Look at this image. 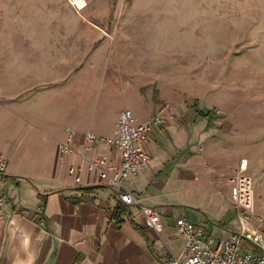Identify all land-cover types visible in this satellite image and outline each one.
<instances>
[{"label":"crops","instance_id":"obj_1","mask_svg":"<svg viewBox=\"0 0 264 264\" xmlns=\"http://www.w3.org/2000/svg\"><path fill=\"white\" fill-rule=\"evenodd\" d=\"M95 34L34 44L15 32L0 51V154L8 157L0 193L6 210L30 211L28 219L0 222V264H158L168 250L180 252L174 224L189 221L190 211L195 225L215 237L236 226L228 180L242 159L250 174L256 137L240 148L236 128L225 127L216 109L198 99L181 111L172 106L176 119L148 135V166L125 181L142 205L158 211L162 232L148 228L140 208L122 204L96 176L74 183L67 173L73 159L57 149L65 128L77 131L78 148L84 133L109 136L123 109L144 121L165 105L153 114L141 111L155 108L143 104L142 80L143 62L153 58ZM91 155L119 162L104 144ZM39 206L41 215L31 212Z\"/></svg>","mask_w":264,"mask_h":264},{"label":"rangeland","instance_id":"obj_2","mask_svg":"<svg viewBox=\"0 0 264 264\" xmlns=\"http://www.w3.org/2000/svg\"><path fill=\"white\" fill-rule=\"evenodd\" d=\"M83 1L84 8L76 9L68 0H0V51L15 32L44 44L46 38L93 31L95 38L112 37L152 57L143 62V104L155 108L141 111L153 114L162 104L181 111L198 99L218 111L225 127L236 128L240 148L247 149L255 136L249 171L261 209L264 0ZM190 212L188 220L197 224L196 212Z\"/></svg>","mask_w":264,"mask_h":264},{"label":"built area","instance_id":"obj_3","mask_svg":"<svg viewBox=\"0 0 264 264\" xmlns=\"http://www.w3.org/2000/svg\"><path fill=\"white\" fill-rule=\"evenodd\" d=\"M215 113H218L216 110ZM176 119V111L170 105L161 106L147 120H139L132 110L123 109L118 114L117 122L107 137L93 133H84L77 148V131L64 129V139L57 149L61 157L72 158L67 173L74 183L79 185L84 175H94L100 182L117 195L126 205H136L146 218V226L160 233L164 225L158 211L142 205L125 187L129 176L136 175L148 166L150 155L145 150L148 135L154 128L162 127ZM96 144L112 147L119 162L105 155L92 156ZM8 157L0 154V175L7 171ZM229 201L235 210L236 226L225 237H215L204 227L195 225L184 218H178L174 227L177 235L183 239L178 254L168 250L167 255L158 264H264V200L258 209L254 195V182L247 170V160L242 159L229 177ZM7 201L0 193V222L7 218H29L30 211L20 209L6 210ZM43 206L31 212L41 215ZM42 225V222H38Z\"/></svg>","mask_w":264,"mask_h":264},{"label":"bare ground","instance_id":"obj_4","mask_svg":"<svg viewBox=\"0 0 264 264\" xmlns=\"http://www.w3.org/2000/svg\"><path fill=\"white\" fill-rule=\"evenodd\" d=\"M68 2L71 6H74L76 9H83L85 6L83 0H68Z\"/></svg>","mask_w":264,"mask_h":264},{"label":"trees","instance_id":"obj_5","mask_svg":"<svg viewBox=\"0 0 264 264\" xmlns=\"http://www.w3.org/2000/svg\"><path fill=\"white\" fill-rule=\"evenodd\" d=\"M197 114H198V116H200L202 118H206L208 120H211L213 118L210 111H200Z\"/></svg>","mask_w":264,"mask_h":264}]
</instances>
